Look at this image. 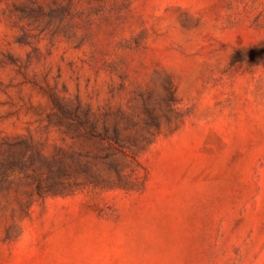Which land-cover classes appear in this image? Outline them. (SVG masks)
<instances>
[{
	"label": "rangeland",
	"instance_id": "374dc122",
	"mask_svg": "<svg viewBox=\"0 0 264 264\" xmlns=\"http://www.w3.org/2000/svg\"><path fill=\"white\" fill-rule=\"evenodd\" d=\"M0 264H264V0H0Z\"/></svg>",
	"mask_w": 264,
	"mask_h": 264
}]
</instances>
